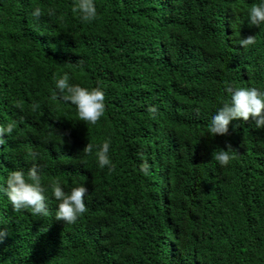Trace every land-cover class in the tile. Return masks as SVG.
Instances as JSON below:
<instances>
[{"label": "trees", "instance_id": "obj_1", "mask_svg": "<svg viewBox=\"0 0 264 264\" xmlns=\"http://www.w3.org/2000/svg\"><path fill=\"white\" fill-rule=\"evenodd\" d=\"M259 1L95 0L99 18L83 23L72 0H0V125L17 123L0 146V185L36 163L46 188L88 190L75 224L55 219L50 189L48 216L14 212L0 192V264H264V128L241 119L208 133L226 83L264 91V25L248 23ZM249 35L254 45L234 43ZM54 73L102 88L97 125L53 99ZM105 140L114 172L83 152ZM226 143L235 159L221 167Z\"/></svg>", "mask_w": 264, "mask_h": 264}, {"label": "clouds", "instance_id": "obj_2", "mask_svg": "<svg viewBox=\"0 0 264 264\" xmlns=\"http://www.w3.org/2000/svg\"><path fill=\"white\" fill-rule=\"evenodd\" d=\"M260 3L253 4L248 10V23L251 26L260 27L264 25V0ZM71 12L78 17L83 23H92L97 20L98 12L95 0H72ZM48 16L56 15V10L49 8ZM30 15L39 20L44 13L41 8H34ZM60 19H63L61 16ZM242 48H248L256 43L255 35H249L246 38L234 41ZM56 92L53 99H60L64 103L74 105L77 111L78 120L86 122L89 125H97L104 117L106 112L105 92L101 87L86 88L79 84H71L70 76L64 73L57 78V74H53ZM223 92L227 93V99L222 103L213 115L208 126L210 136H225L228 134V126L234 120L253 121L257 129L264 128V91L257 89V86L237 87L232 83H226ZM17 107H22L17 102ZM38 103H33L30 110L35 112L39 108ZM150 118L156 120L159 116V110L156 106L147 108ZM17 123L12 121L7 125H0V146L6 141L4 135H11ZM110 140H105L102 144L87 143L83 148V152L87 156H95L98 167L108 168L109 172H114L116 165L109 157ZM225 149H220L214 155V159L221 167H227L235 159L236 151L230 143H226ZM33 161L36 159L35 153H30ZM151 165L144 160L139 165V170L145 176L151 174ZM51 190V196L58 201L55 211V219L63 221L66 224H75L77 220L83 216L88 208L85 203L87 188L83 184L73 187L70 192H65L59 179H51L45 187L39 165L33 163L32 166L25 171L23 168L14 169L9 172L6 184L0 185V192L4 193L11 204L14 212L30 209L34 216H48L49 204L46 192ZM7 233L0 230V243L6 237Z\"/></svg>", "mask_w": 264, "mask_h": 264}]
</instances>
